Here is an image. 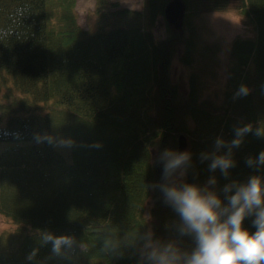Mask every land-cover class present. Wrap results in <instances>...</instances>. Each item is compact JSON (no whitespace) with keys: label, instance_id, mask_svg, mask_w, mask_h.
Listing matches in <instances>:
<instances>
[{"label":"trees","instance_id":"obj_1","mask_svg":"<svg viewBox=\"0 0 264 264\" xmlns=\"http://www.w3.org/2000/svg\"><path fill=\"white\" fill-rule=\"evenodd\" d=\"M77 1L0 0V215L14 228L0 234V264H139L134 246L105 252L104 233L124 241L144 230L150 214L155 236L173 238L176 213L146 187L161 181L159 152L177 150L178 136L188 135L186 181L203 184L212 173L199 155L216 137L231 140L241 124L264 127V0H179L177 29L164 17L171 0H144L142 11H108L106 0H95V31L79 26ZM228 10L248 20L253 36L232 40L224 88L208 92L216 60L212 48H198L197 23ZM161 18L165 35L158 40ZM180 44L179 60L194 67L185 97L171 79ZM242 84L250 93L234 98ZM37 135L76 143L54 147ZM262 150L264 139L249 133L234 150L229 178L215 173L217 187L264 177V168L245 163ZM253 219L242 222L250 233ZM40 231L73 236L88 251L54 255ZM182 246L193 241L184 237Z\"/></svg>","mask_w":264,"mask_h":264},{"label":"clouds","instance_id":"obj_2","mask_svg":"<svg viewBox=\"0 0 264 264\" xmlns=\"http://www.w3.org/2000/svg\"><path fill=\"white\" fill-rule=\"evenodd\" d=\"M249 93L250 89L242 84L234 98ZM249 133L264 139V127L260 124L256 128L250 123L241 124L234 127L231 140L218 136L211 151L200 153L201 163L208 162V170L212 173L203 184L186 181L192 168L190 151L171 148L160 151L155 163L162 166L161 181L146 187L151 191L158 190L163 202L176 213L178 220L169 226L173 238L156 237L148 214L142 223L144 230L132 231L124 241L116 238L115 231L105 232L103 250L122 254V245L134 246L139 264H264V177L252 175L246 182L230 180L218 188L215 175L219 171L225 179L229 178L230 169L236 166L234 150L243 144ZM36 138L38 142L46 140L60 148H72L76 143L70 137L57 139L37 135ZM94 146L101 147L99 143ZM245 163L256 170L264 168V150L256 157L249 156ZM247 217H254V233L242 227ZM38 235L42 244L51 243L52 253L57 256L74 248L88 251V245L77 243L73 236H56L48 231H40ZM184 237L193 241L191 248L182 246ZM37 251L34 249L28 259H34Z\"/></svg>","mask_w":264,"mask_h":264},{"label":"rangeland","instance_id":"obj_3","mask_svg":"<svg viewBox=\"0 0 264 264\" xmlns=\"http://www.w3.org/2000/svg\"><path fill=\"white\" fill-rule=\"evenodd\" d=\"M107 10L130 9L142 11L144 0H106ZM115 4V6L113 5ZM78 14V24L83 29L94 30L97 26L98 16L95 13V0H78L76 4ZM95 31V30H94ZM155 37L160 40L165 35V23L159 19L155 28ZM252 37V25L248 20L237 14L233 10L225 12H210L203 15L197 23V45L202 52L205 48H212L216 64L209 66V69L215 72V79H208V92L221 91L224 88L227 78V58L232 40L236 37ZM183 50L180 44L172 60L171 79L176 84L179 95L185 97L189 91V75L193 71L192 66L183 64L179 60V55ZM198 59V56H195ZM189 142V136L185 135ZM6 143H0V149ZM176 150V149H175ZM151 207L148 203L147 210ZM13 225L8 223L0 215V234L13 232Z\"/></svg>","mask_w":264,"mask_h":264},{"label":"water","instance_id":"obj_4","mask_svg":"<svg viewBox=\"0 0 264 264\" xmlns=\"http://www.w3.org/2000/svg\"><path fill=\"white\" fill-rule=\"evenodd\" d=\"M183 6L179 0H171L165 11L164 17L166 21L171 24L175 29L179 28V19L182 15ZM188 142L184 135H179L177 139V151L187 150Z\"/></svg>","mask_w":264,"mask_h":264}]
</instances>
